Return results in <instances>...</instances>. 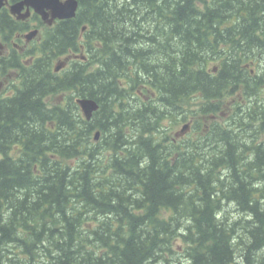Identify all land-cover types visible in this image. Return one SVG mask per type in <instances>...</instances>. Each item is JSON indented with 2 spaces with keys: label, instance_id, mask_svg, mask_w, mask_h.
Wrapping results in <instances>:
<instances>
[{
  "label": "trees",
  "instance_id": "16d2710c",
  "mask_svg": "<svg viewBox=\"0 0 264 264\" xmlns=\"http://www.w3.org/2000/svg\"><path fill=\"white\" fill-rule=\"evenodd\" d=\"M24 55L0 94V264H264V0H78Z\"/></svg>",
  "mask_w": 264,
  "mask_h": 264
},
{
  "label": "flooded vegetation",
  "instance_id": "af4514ba",
  "mask_svg": "<svg viewBox=\"0 0 264 264\" xmlns=\"http://www.w3.org/2000/svg\"><path fill=\"white\" fill-rule=\"evenodd\" d=\"M20 1V0H8L3 7L0 9V17L1 13H3V18L5 20L6 24V30L2 32L0 30V76L5 77L4 74L7 73L8 70H11L7 68V65L5 64L7 62H10L17 54H20L23 56L22 60L26 63L31 61V57L25 56L24 53L31 50L32 45L37 44L40 45L43 35V30L45 27H51L57 24L59 19H56L53 21L52 24L48 25L43 20L40 14L36 13L35 10L32 7H29V16L24 19L17 18L16 15H13L10 12V5ZM27 8L25 7L22 12L26 11ZM20 23L22 26H24V29L18 30V29H10L11 26L13 27V24ZM37 30V33L33 37H27L26 35L30 32ZM39 47V46H38ZM72 61L73 57L77 59V56L68 54L66 57V60L70 57ZM65 62V61H64ZM66 63V62H65ZM68 63V60H67ZM66 63V66H67ZM56 65V63H55ZM54 65V67H55ZM61 69H65V66ZM60 69V70H61ZM59 70V71H60ZM15 71V77L11 80L10 84L6 86L5 90L0 93L2 96L11 95L14 92L13 84H17L20 81L17 80L18 73ZM55 71V70H54ZM55 71V72H59ZM7 81V80H6ZM8 82V81H7ZM179 138L178 140H180Z\"/></svg>",
  "mask_w": 264,
  "mask_h": 264
},
{
  "label": "water",
  "instance_id": "95a60500",
  "mask_svg": "<svg viewBox=\"0 0 264 264\" xmlns=\"http://www.w3.org/2000/svg\"><path fill=\"white\" fill-rule=\"evenodd\" d=\"M8 0H0V9L5 5ZM26 11L22 12L24 8ZM29 7H32L36 13L40 14L42 20L50 25L54 20H64L73 18L76 15L78 8V0H20L10 5V12L16 15L19 19H24L29 16ZM84 30V27L82 28ZM37 33L34 30L27 34L26 36L33 37ZM65 66L64 61H59L56 63L54 70L59 71ZM77 104L79 105L83 115L86 119H90L93 112L98 109V103L92 98H77ZM187 126H183L181 132L185 131ZM99 137V132L97 131L94 135V139L97 140Z\"/></svg>",
  "mask_w": 264,
  "mask_h": 264
},
{
  "label": "rangeland",
  "instance_id": "374dc122",
  "mask_svg": "<svg viewBox=\"0 0 264 264\" xmlns=\"http://www.w3.org/2000/svg\"><path fill=\"white\" fill-rule=\"evenodd\" d=\"M33 47V45H32ZM32 49V48H31ZM68 54H65L61 57L58 58L57 62L59 61H65L67 63V60H68V63H67V66H66V63H65V69L66 68H69L71 66V62L72 61H69L71 60V57L70 56L67 60H66V57H67ZM71 55V54H70ZM76 59L73 57V60ZM56 62V63H57ZM55 65V64H54ZM5 77H1L0 76V93H2L6 86H8L11 82V80L15 77V71L14 69L11 68V70H8L6 74H4ZM8 82H7V81ZM140 88V87H139ZM142 89V88H141ZM150 92V91H149ZM146 96L142 95V91L140 90H137L136 91V94L139 98H144V100H146V97L148 95V91H146ZM63 98V95L60 97V99H58V101H61V99ZM56 102V101H54ZM235 102V95H232V96H227L225 98L222 99V104H220V109L218 111H213L212 112V115L209 116V115H205L203 114L202 117L199 118V125L202 127H207L209 126V122L211 121H218V122H222L225 118V116L230 112L229 109L230 107L232 106V104ZM171 122H169L168 120H166L165 122H163V126L161 128L163 134L165 135V137L167 136L166 140H168L169 138H176V139H179L181 138V140H187L189 139L190 136H193L195 133L192 131V127H193V119L192 120H189V121H186V122H183V123H173V127L171 126ZM187 125V129L185 130L184 133L180 134L181 133V129L183 126ZM179 141V140H178ZM178 141H173L174 143H177ZM228 207V209H230L231 207L230 206H226ZM234 211V210H233ZM236 214V213H235ZM234 214V217H239V215H235ZM236 219V218H235ZM174 245L180 249L181 248V242L180 240H176L174 242Z\"/></svg>",
  "mask_w": 264,
  "mask_h": 264
},
{
  "label": "bare ground",
  "instance_id": "6f19581e",
  "mask_svg": "<svg viewBox=\"0 0 264 264\" xmlns=\"http://www.w3.org/2000/svg\"><path fill=\"white\" fill-rule=\"evenodd\" d=\"M80 109V108H79ZM188 257V256H187ZM175 260H177V259H175Z\"/></svg>",
  "mask_w": 264,
  "mask_h": 264
}]
</instances>
